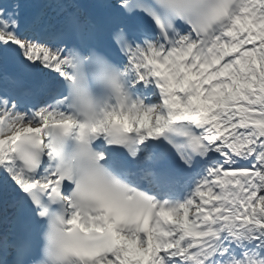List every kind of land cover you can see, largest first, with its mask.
Instances as JSON below:
<instances>
[{"label":"snow or ice","instance_id":"obj_1","mask_svg":"<svg viewBox=\"0 0 264 264\" xmlns=\"http://www.w3.org/2000/svg\"><path fill=\"white\" fill-rule=\"evenodd\" d=\"M0 0V264H264V0Z\"/></svg>","mask_w":264,"mask_h":264}]
</instances>
